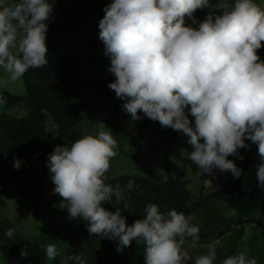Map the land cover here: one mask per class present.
Wrapping results in <instances>:
<instances>
[{
    "label": "clouds",
    "instance_id": "clouds-1",
    "mask_svg": "<svg viewBox=\"0 0 264 264\" xmlns=\"http://www.w3.org/2000/svg\"><path fill=\"white\" fill-rule=\"evenodd\" d=\"M53 3L18 0L5 5L0 0V69L7 80L16 82L30 68L48 64L46 21ZM204 8L209 14L193 26L195 12ZM103 11L99 39L115 76L108 87L124 101L131 121L140 120L142 112L162 127L184 133L190 138V161L206 176L218 169L239 178L241 169L228 157L251 141L260 160L255 166L257 186L264 190V60L258 54L264 47V6L256 0H113ZM5 102L0 95V106ZM117 149L111 131L100 130L71 145H57L48 155L53 192L62 198L69 219L86 221L88 232L115 241L117 252L133 241L142 245L144 264H215L219 239L206 245V254L191 255L200 241L194 216L175 209L163 213L150 202L143 217L129 225L120 208L104 207L115 197L128 209L124 193L136 187L132 179L124 187L105 183ZM21 163L14 158L15 169ZM14 231L9 228L7 237ZM58 255L56 245L48 243L47 258ZM27 256L21 251V257ZM69 260L87 264L79 255L65 257L61 264ZM221 264L257 261L241 251Z\"/></svg>",
    "mask_w": 264,
    "mask_h": 264
},
{
    "label": "rangeland",
    "instance_id": "rangeland-1",
    "mask_svg": "<svg viewBox=\"0 0 264 264\" xmlns=\"http://www.w3.org/2000/svg\"><path fill=\"white\" fill-rule=\"evenodd\" d=\"M11 2L3 0L5 5ZM256 2L264 6V0ZM209 11V8L197 10L194 14L197 23L193 26H198ZM213 11L220 14V10ZM93 24L79 23L76 33L46 35V43L52 54L74 58V76L82 85L84 99H72L71 105L79 125L88 135L95 136L100 130L108 131V118L92 87L107 82L114 75L109 71L110 57L105 55L99 32L92 30ZM186 24L192 25V20L189 19ZM90 57H93V62ZM1 92L19 96L26 93L20 80H7L6 73L0 69ZM123 103L122 100L110 109L122 120V124L117 142L118 154L111 160V167L105 174V183L109 184L111 179L129 175L133 171L143 174L152 182L158 178L166 179L170 174L174 179L184 182L188 191L204 203L201 208L191 209V215L195 218L193 223L200 228V234L206 236L207 240L199 242V247L191 250V255L206 254V245L219 239L221 243L216 249L215 264H221L226 257L241 251L249 258H254L257 264H264V212H254L248 220L240 219L233 207L212 199L211 195L226 184L227 172L216 169L211 175L204 176L202 170L194 171L192 166H197L190 161L189 152L182 144L184 133L177 131L175 134L173 129L162 127L158 121L150 120L142 112L140 120L131 121L129 114L122 108ZM2 113L13 117L27 114L23 106L5 108L3 105L0 106V115ZM189 119L194 127V117L189 114ZM47 131L57 137L55 127L50 122L47 123ZM247 144L248 148H242L231 159L234 163H237L238 156L242 157L248 152L253 143L248 141ZM31 169L34 174L41 170L38 164ZM54 187L51 178L44 179L42 183L35 180L24 185L0 187V224L6 232L12 228L15 230L14 238L54 243L60 252L58 263L49 260L45 264H61L65 257L72 255L85 258L87 244L93 247L107 245L121 259L132 256L138 264H144L143 246L135 241L123 252H117L115 241L90 234L88 227H78L80 221L69 219L61 205L62 198L53 192ZM43 200L58 207L59 214L53 219L47 213ZM70 234L72 237L69 238ZM0 264L4 263L0 260Z\"/></svg>",
    "mask_w": 264,
    "mask_h": 264
},
{
    "label": "trees",
    "instance_id": "trees-1",
    "mask_svg": "<svg viewBox=\"0 0 264 264\" xmlns=\"http://www.w3.org/2000/svg\"><path fill=\"white\" fill-rule=\"evenodd\" d=\"M16 2L18 0H12L10 4ZM112 2L113 0H54L53 11L46 21V35L76 33L81 22H94L92 30L99 32V21L105 15L103 10ZM211 3H217V0H211ZM188 21L189 19H186V23ZM258 54L261 60H264V47L258 50ZM90 59L94 61L93 57ZM48 60V64L41 68H30L20 79L26 92L24 96L0 93L6 98L3 104L5 108L23 106L27 112L21 117H13L7 113L0 115V187L24 185L35 180L42 183L44 179L50 178L47 159L54 148L65 143L71 145L78 138L88 135L79 125V119L71 105L72 99H84L82 85L74 76V58L58 56L48 50ZM114 80L115 76L107 82L95 84L92 89L96 92L102 111L107 114L108 131H111L113 138L118 142L122 120L110 109L122 100L108 87ZM48 122L55 127L57 137L47 131ZM189 139L185 135L182 141L187 152L192 150L187 143ZM240 151L241 149L238 153ZM235 156L230 155L228 159L231 160ZM14 158L22 161L19 169L14 168ZM259 162L257 145L252 144L244 156L237 157L235 164L241 169V176L235 178L230 171H226V184L211 195L215 201L233 207L240 219L248 220L254 212H264V190L257 186L255 175V166ZM35 164L41 168L37 174L31 169ZM192 169L197 171L199 168L192 166ZM202 174L206 176L203 172ZM130 179L134 180L136 185L132 191L124 193L130 207L124 209L123 202L118 203L115 197L104 205L109 211L120 208L129 225L143 217V209L150 202L158 204L163 213L175 209L185 215H191V209L204 206L198 197L188 191L184 182L174 179L170 174L166 179L158 178L156 182L148 180L141 173L136 176L122 175L111 179L109 184L124 187ZM188 201L192 203L189 205ZM43 204L52 219L59 214L57 206L46 200H43ZM79 223L78 227H88L86 221ZM199 236V242L207 240L200 232ZM47 244L37 240L9 238L0 224V260L4 264H45L49 261L46 256ZM57 250L60 255L58 248ZM21 251H26L28 256L21 257ZM59 255L55 258V263H58ZM83 259L87 264H138L132 256L121 259L103 244L98 247L87 244V254ZM68 264H75V261L69 260Z\"/></svg>",
    "mask_w": 264,
    "mask_h": 264
}]
</instances>
